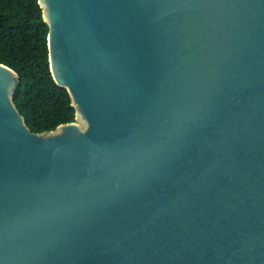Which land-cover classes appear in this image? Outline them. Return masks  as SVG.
<instances>
[{
	"label": "water",
	"instance_id": "water-1",
	"mask_svg": "<svg viewBox=\"0 0 264 264\" xmlns=\"http://www.w3.org/2000/svg\"><path fill=\"white\" fill-rule=\"evenodd\" d=\"M38 5L75 121L0 63V264H264V0Z\"/></svg>",
	"mask_w": 264,
	"mask_h": 264
},
{
	"label": "trees",
	"instance_id": "trees-1",
	"mask_svg": "<svg viewBox=\"0 0 264 264\" xmlns=\"http://www.w3.org/2000/svg\"><path fill=\"white\" fill-rule=\"evenodd\" d=\"M46 36L38 0H0V63L19 78L13 103L32 133L75 121L66 90L49 72Z\"/></svg>",
	"mask_w": 264,
	"mask_h": 264
},
{
	"label": "rangeland",
	"instance_id": "rangeland-1",
	"mask_svg": "<svg viewBox=\"0 0 264 264\" xmlns=\"http://www.w3.org/2000/svg\"><path fill=\"white\" fill-rule=\"evenodd\" d=\"M78 124L81 125L80 122H78Z\"/></svg>",
	"mask_w": 264,
	"mask_h": 264
}]
</instances>
